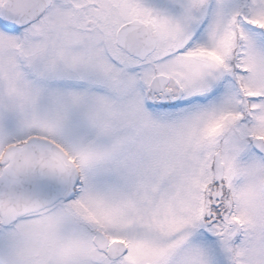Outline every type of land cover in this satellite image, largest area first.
<instances>
[{
  "label": "snow or ice",
  "instance_id": "snow-or-ice-1",
  "mask_svg": "<svg viewBox=\"0 0 264 264\" xmlns=\"http://www.w3.org/2000/svg\"><path fill=\"white\" fill-rule=\"evenodd\" d=\"M0 264H264V0H0Z\"/></svg>",
  "mask_w": 264,
  "mask_h": 264
}]
</instances>
